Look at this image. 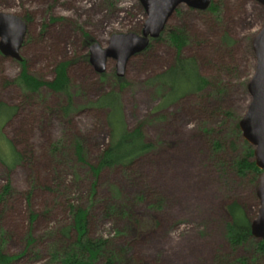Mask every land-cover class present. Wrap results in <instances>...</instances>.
I'll return each mask as SVG.
<instances>
[{
    "label": "rangeland",
    "instance_id": "1",
    "mask_svg": "<svg viewBox=\"0 0 264 264\" xmlns=\"http://www.w3.org/2000/svg\"><path fill=\"white\" fill-rule=\"evenodd\" d=\"M213 4L216 11L181 5L166 25L167 31L180 29L188 36L181 55L195 59L199 74L211 85L199 96L156 110L164 91L146 82L176 56L165 32L129 60L118 79L121 85L114 61L107 62L101 75L88 63L92 42L105 48L114 34H141L146 14L138 0H0V12L27 23L20 56L30 74L50 81L58 62L70 63L78 109L64 118L57 111L61 96L43 89L41 102L24 98L15 86L2 87L3 79L18 76L21 61L0 54V100L21 105L5 133L15 134L27 155L26 163L10 172L0 164V191L6 178L13 191L0 205V245L4 254L18 256L27 249L28 235L35 239L31 250L11 264H57L50 247L57 231L71 223L70 206L88 209V236L108 241L118 264H240L242 257L264 264V256L251 257L259 240L252 237L247 247L231 252L225 238L230 202L236 201L251 221L259 209V176L238 177L231 165L245 156L247 146L253 149L235 125L250 102L247 84L255 70L251 41L263 25L264 8L254 0ZM225 35L231 45L223 42ZM109 90L120 93L128 126L142 125L155 149L131 174L105 169L94 178L89 166L104 149L108 128L106 112L88 103ZM218 91L221 95L215 96ZM204 127L211 130L205 133ZM71 141L82 145L87 164H73ZM215 141H220L218 150ZM56 142H62L67 160L58 174L49 154ZM116 206L120 212L112 214ZM31 214L36 219L29 225ZM104 263L101 258L95 264Z\"/></svg>",
    "mask_w": 264,
    "mask_h": 264
},
{
    "label": "trees",
    "instance_id": "2",
    "mask_svg": "<svg viewBox=\"0 0 264 264\" xmlns=\"http://www.w3.org/2000/svg\"><path fill=\"white\" fill-rule=\"evenodd\" d=\"M206 11H216L213 0ZM164 32L167 40L174 47L176 56L173 63L163 73L154 76L146 82L147 85L159 86L164 91L156 110L167 108L188 96H199L211 85V82L207 78L199 74L195 59L181 55L183 48L189 42L188 36L180 29L167 31L165 27ZM223 42L228 45L233 43L227 35L223 37ZM19 66L20 71L18 76L13 80L3 79L1 83L2 87L9 88L15 86L20 89L24 98L32 100L39 99L41 102L44 100L42 90L46 89L52 94L61 96L63 99V105L57 111L64 118L70 119L77 112L78 109L73 100L72 83L68 74L70 67L68 61L58 62L54 66L53 78L50 81H44L30 74L24 60L19 63ZM117 82L118 85H121L119 83L120 80L117 79ZM217 95H221V91L216 92L215 96ZM88 106L93 109H102L106 112L105 122L108 128L106 145L100 152L96 164L89 166L92 175L96 178L105 169H119L121 172L131 174L141 159L152 153L155 149V145L147 140L143 126L140 124L132 128L128 126L124 116L121 95L116 90H109L101 94L98 98L89 102ZM20 110L21 105H12L0 100V164L7 172L12 171L19 165H24L27 160V155L25 156L22 152L23 149L21 150L19 148L20 143L18 142V138L14 137L15 134L13 131L12 133L14 135L10 137L5 133L9 129L8 126L11 125L10 121L19 114ZM235 129L239 131L238 123H236ZM210 130L207 127L203 129L205 133H208ZM219 142L215 141L213 143L216 150L221 146ZM62 146V142L60 144L56 142L49 147L50 159L53 164L52 167L56 174L60 172L59 168L67 161L62 156ZM71 150L73 151L72 158L75 166L76 164H87L84 149L78 141H71ZM231 168L238 177H244L247 173H251L255 179V177L261 174V170L254 163L253 149L249 146L246 148L245 156L242 159L234 161ZM72 172L77 178L76 171ZM12 192L11 183L6 178L5 184L0 191V205L7 201ZM114 193L121 195V191L117 187H114ZM30 196L31 193H28L26 196L28 203L30 202ZM121 207L124 208V206ZM119 208L116 206L111 213H119ZM69 209L71 211V223L57 231V235L54 236V239H57L53 241L54 244L50 247L52 263L95 264L99 259L103 258L105 260L104 264H118L115 260V255L107 249L108 241L101 237L91 238L88 236V209L79 206H70ZM226 211L229 216V221L225 226V238L230 251L235 252L238 249H244L253 241L250 230L252 221L236 201L230 202L226 207ZM35 219L36 216L31 214L29 217V225L33 224ZM34 244L35 239L28 235L26 242L27 249L18 256L4 254L2 246L0 245V264H11L27 251L31 250ZM256 256L258 259L264 256V246L261 241L255 242L254 253H251L252 258ZM223 263L225 262L223 261ZM239 263L255 264L250 263L244 257L239 260Z\"/></svg>",
    "mask_w": 264,
    "mask_h": 264
},
{
    "label": "water",
    "instance_id": "3",
    "mask_svg": "<svg viewBox=\"0 0 264 264\" xmlns=\"http://www.w3.org/2000/svg\"><path fill=\"white\" fill-rule=\"evenodd\" d=\"M146 14L141 34H114L102 48L92 42L88 47V63L98 75L105 73L109 60L114 61L115 76L122 79L129 60L145 51L150 41L157 40L177 8L185 5L195 11H206L212 0H138ZM264 8V0H254ZM27 24L19 16L0 12V54L6 59L22 61L20 49ZM255 70L247 84L250 102L238 122L242 138L253 147L255 166L261 170L255 195L259 203L257 216L250 225L251 236L264 246V22L251 41Z\"/></svg>",
    "mask_w": 264,
    "mask_h": 264
},
{
    "label": "flooded vegetation",
    "instance_id": "4",
    "mask_svg": "<svg viewBox=\"0 0 264 264\" xmlns=\"http://www.w3.org/2000/svg\"><path fill=\"white\" fill-rule=\"evenodd\" d=\"M27 24V23H26ZM27 34V33H26ZM26 37V36H25Z\"/></svg>",
    "mask_w": 264,
    "mask_h": 264
}]
</instances>
